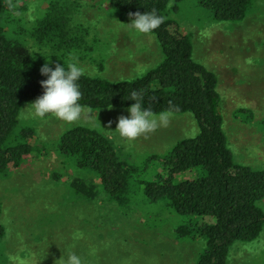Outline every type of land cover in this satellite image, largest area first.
I'll return each instance as SVG.
<instances>
[{
    "label": "rangeland",
    "instance_id": "374dc122",
    "mask_svg": "<svg viewBox=\"0 0 264 264\" xmlns=\"http://www.w3.org/2000/svg\"><path fill=\"white\" fill-rule=\"evenodd\" d=\"M70 1L77 4L72 27L79 39L69 54L51 52L54 60L78 61L86 75L113 83L141 78L162 63L158 39L135 34L126 25L131 21L121 18L109 0ZM20 5L28 8L20 16L34 22L47 2L21 0ZM175 5L179 9L172 17L192 35L194 59L219 79L224 130L237 162L264 170V0H253L240 23L217 22L212 12L200 8L199 0H172L171 7ZM30 104L23 107L20 124L35 130L28 143L37 152L19 170L0 176V227L5 229L0 264H62L59 260L69 253L82 264H197L206 248L202 240L177 235L188 218L173 213L164 201L151 202L141 184L156 179L161 161L178 143L198 136L192 114H164L153 131L129 144L114 133L119 118L130 117L127 109H85L80 122L69 124L52 116L29 118L25 110ZM76 127L111 138L135 169L128 206L105 195L91 203L71 189L70 180L88 177L58 147L62 135ZM195 175L187 172L179 179ZM228 261L264 264V231L252 243H236Z\"/></svg>",
    "mask_w": 264,
    "mask_h": 264
},
{
    "label": "trees",
    "instance_id": "16d2710c",
    "mask_svg": "<svg viewBox=\"0 0 264 264\" xmlns=\"http://www.w3.org/2000/svg\"><path fill=\"white\" fill-rule=\"evenodd\" d=\"M171 1L109 0L118 15L130 21L136 13L153 10L164 17L150 33L161 45L163 61L132 81L113 83L85 74L78 82L80 103L93 111L128 109L135 103L129 99L135 90L143 93L142 103L154 115L195 117L198 136L176 145L161 161L154 181H141L143 193L151 202L164 201L173 213L188 218L177 235L202 240L206 248L197 264H228L236 243H252L264 231V170L237 162L224 130L219 79L194 59L192 35L173 19L179 8H172ZM252 1L199 0V6L212 12L219 23H240L247 18ZM20 2L0 0V176L19 170L36 154L28 143L35 130L20 124L22 109L44 94L41 82L47 77L41 68L49 61L53 68L67 63L54 60L50 53L69 54L79 39L72 27L77 4L45 0L42 12L28 22L20 16L28 12ZM260 126L264 132V121ZM58 152L88 177L69 181L76 196L93 203L105 195L121 207L130 204L135 169L122 159L111 138L76 127L62 135ZM193 171V178L179 179ZM4 230L0 227L1 238Z\"/></svg>",
    "mask_w": 264,
    "mask_h": 264
},
{
    "label": "clouds",
    "instance_id": "9594fccd",
    "mask_svg": "<svg viewBox=\"0 0 264 264\" xmlns=\"http://www.w3.org/2000/svg\"><path fill=\"white\" fill-rule=\"evenodd\" d=\"M164 22V17L155 10L145 14L136 13L131 17V23L126 24L137 35L152 33ZM41 74L47 79L42 81L44 94L31 103L25 110L26 115L32 119H46L52 116L66 123H76L82 120L85 108L80 103L82 93L79 80L85 75V70L78 61L67 64L51 66V61L41 68ZM129 99L135 103L127 109L130 117H120L114 133L119 138L131 144L141 135L153 131L163 120V115L156 117L153 112L145 108L142 100L143 93L132 91ZM59 261L62 264H82L81 258L74 253H69Z\"/></svg>",
    "mask_w": 264,
    "mask_h": 264
}]
</instances>
